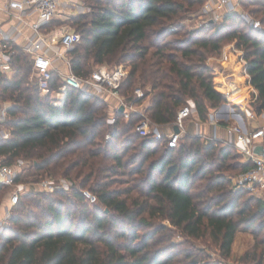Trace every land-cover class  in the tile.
Returning a JSON list of instances; mask_svg holds the SVG:
<instances>
[{
  "label": "trees",
  "instance_id": "obj_1",
  "mask_svg": "<svg viewBox=\"0 0 264 264\" xmlns=\"http://www.w3.org/2000/svg\"><path fill=\"white\" fill-rule=\"evenodd\" d=\"M87 1L90 13L71 15L81 32L68 52L73 72L88 77L106 62L123 64L128 75L119 91L138 104L148 97L145 110L152 123H174L189 98L202 120L227 102L207 59L220 55L231 41L244 51L258 91L250 106L264 111V28H253L239 12L226 14L222 21L210 19L200 36L184 30L181 21L206 0ZM239 9L261 14L264 24V0H239ZM15 49L14 72L0 81V99L14 101L8 109L10 136L0 139L1 163L30 160L37 172L70 176L76 182L73 196L83 199L78 188L88 184L104 208L77 215L49 201L46 211H37L48 196L22 193L1 237L0 264H224L212 260L210 245L227 260L240 230L251 231L255 238L241 261L264 264V200L256 195L243 199L250 192L234 188L233 176L224 171L227 167L242 173L252 167L236 146L205 144L188 133L180 145L170 147L166 139L137 132L139 113L126 118L117 111L110 123L107 99L77 88L69 87L63 102L55 104L52 93L62 83L59 72L54 71L50 92L43 95L33 58L17 44ZM137 86L150 89L138 97ZM230 157L237 161L227 165ZM129 166L140 177L123 189L111 188L109 172ZM23 203L29 219L20 215ZM157 219L180 229L186 243L207 238V245L176 250L178 245L169 243L171 228ZM144 229L148 231L140 233Z\"/></svg>",
  "mask_w": 264,
  "mask_h": 264
},
{
  "label": "built area",
  "instance_id": "obj_2",
  "mask_svg": "<svg viewBox=\"0 0 264 264\" xmlns=\"http://www.w3.org/2000/svg\"><path fill=\"white\" fill-rule=\"evenodd\" d=\"M1 2L2 0H0V13L4 10L10 12L13 9L20 11L22 14L28 10L36 13V19L29 24L33 30V34L23 49L33 58L36 70V83L43 94L50 92L54 71L59 72L61 75L62 83L52 93L55 104H61L63 102L69 87L103 97L109 95L117 100V106L111 112L108 120L110 123L116 121L115 113L120 111V107L123 106L124 110L121 112L126 118H129L133 112L141 115V119L136 123V130L139 134L143 136L150 135L155 140L166 139L170 147L180 145L183 136L188 134L187 120L197 111V105L194 99H188L178 110L175 124L179 128V132H164L160 125L151 122L145 110V100L138 104L127 100L120 93L119 88L122 81L128 75V71L123 64L115 68L98 65L88 77H81L73 72L68 52L80 41V33L74 30H66L60 32L58 37H55V35H52L46 30L50 23L54 21L63 5L71 6L67 0H9L6 9L1 6ZM81 7L80 5H75V11L79 12ZM203 10L205 14L211 16L212 20L216 21H222L226 14L239 12L250 26L257 30H263L261 20L254 18L243 9H239V4L234 0H206L203 5ZM15 30H17L16 27ZM15 45L16 35L13 36L11 31L0 29V60L1 66L5 71L14 70L12 60L16 53ZM58 59L65 63V71L59 70L56 67L55 61ZM232 84H234L232 81H228L227 84H222L223 91L228 86L224 92L227 98L228 94L234 90ZM135 93L138 97H144L145 95L142 87H137ZM254 100L251 99L248 103L242 104V108L247 113L246 120H244L240 112H232L230 114V118L233 120L228 128L235 134V145L243 155L244 160L252 163L250 169L233 177V187L244 188L252 195H256L264 200V123H259L254 128L250 127L248 123V121H259L261 118L264 121V111L257 113L250 106V103ZM218 111L219 109L211 112L208 117V120L216 126L221 121V118H217ZM235 114L240 116L243 122L233 118ZM7 119L8 106L0 102V125L4 124ZM108 137H110L109 134ZM200 137H202L205 144L218 140L216 134L207 137L201 135ZM25 164L26 161L24 159H19L15 164L0 162V184L12 187V192L10 193L11 209L8 211L6 218L0 220V245L2 243L1 237L5 232L8 220L12 214V207L19 202L21 194L28 189L25 182L18 180L22 167ZM39 185L43 189L53 192L58 189L61 190L70 187L72 182L64 178L57 184L53 179H44Z\"/></svg>",
  "mask_w": 264,
  "mask_h": 264
},
{
  "label": "rangeland",
  "instance_id": "obj_3",
  "mask_svg": "<svg viewBox=\"0 0 264 264\" xmlns=\"http://www.w3.org/2000/svg\"><path fill=\"white\" fill-rule=\"evenodd\" d=\"M79 2L81 3L82 7L80 8L79 12H76V15H78L80 13H84V12H86V13L91 12L92 6H91L89 1L79 0ZM73 15H75V14H73ZM260 16H261V14H257V16H253V17L260 20V18H259ZM71 17H72L71 15H65V16L58 15L55 18V20L53 21L52 26L55 28H60L62 31L74 30L76 32L81 33L80 30H77L76 26L74 24H72ZM210 19H211V16L209 14L208 15L205 14L204 10H203V6H201L192 15H187V17L181 21V26L184 27V30L197 31V34L202 36L203 34L198 33V32L200 31V29H202L204 27H208ZM262 27L264 28V24H262ZM229 44H233L235 47H237L234 41H231L225 45L227 46ZM224 48H225V46H224ZM217 56H220V55H217ZM217 56H213V57H217ZM210 58H212V57H209L207 59V63H208ZM101 65H106L108 67H115L116 65H120V63L106 62V63L101 64ZM211 68L215 71V69L212 66H211ZM32 79H33L32 75L28 77V81L30 83H32ZM137 87H141V86H137ZM142 89L144 90V92H146L150 88H148V86H147V87L142 88ZM223 92H225V91H223ZM235 97H236V99L240 98L237 96H235ZM189 99H191V98H189ZM250 99H251V97H250ZM52 101L54 102V99ZM107 101H108V104L109 103L114 104V101L109 102V98ZM145 101L147 103H149V98L147 97ZM232 101L233 100L230 101V99L227 98L226 103H232L233 104L234 102H232ZM0 102L4 105H7L8 109L14 105L13 100L0 99ZM224 104H221L219 106V108H221ZM108 109H110V106ZM8 117H9V115H8ZM259 121H258V123H264V121H262V118L259 119ZM4 128H7L10 130V128L8 127V120L6 121ZM25 161H26V164L22 167V170H21L19 176H20V181L25 182L27 184V187H28L27 192L37 193V196H36L37 199H42V196H45V195L48 196V200H44V199L42 200V203H40V206L37 207L38 208L37 211H43V210L46 211V205L49 201H55L57 204H59L60 206L63 207L64 211H66L68 209L70 211H74L77 215H80L81 210L93 212L97 207L104 208V205L98 201L97 195L95 193H93L92 190H90L88 184H86L84 186L83 185L79 186L78 189H81V191L84 195V198L78 199L77 197L73 196V194H72V188L76 185V182L70 176H60L58 174L57 175H51V174H48L46 172L43 173V171L37 172L31 166L30 160H25ZM236 161H237V158L230 157L227 160V165L230 163H235ZM0 162H3V160H0ZM131 167L132 166H129V167H126L125 169L118 170V172H113V173L109 172V174H108V176L110 177L109 179H111L113 181V183L111 184L110 187L113 189H116V188L123 189L125 187L132 185L131 180L134 179V177H140V176H135L134 174H132V172L130 171ZM76 171L77 170L74 168L71 171V175H74V173H76ZM224 171H226L227 174L232 175L233 177L239 174L238 169L229 170L227 167H225ZM64 178H66L72 182V185L66 189H61V190L58 189V190L51 192V191L43 189L39 185V183L44 179H53L57 184H59L60 181ZM59 191H63L64 194H59L58 193ZM11 192H12V187H10V186H5V187L1 188V190H0V205L4 202L5 199H7V197L10 195ZM133 194H137V191H134ZM250 196H252L251 193H250V195H245L243 197V199L246 197H250ZM24 204L25 203L22 204V206L20 207V210H22L24 208ZM13 209H14V207H12V212H13ZM20 215H21L22 219H29L26 209H23L22 212H20ZM155 221L157 223H160V221H162V220L157 219ZM162 223L168 225L171 228V231H169V233H168L169 243L177 244L178 246L176 247V250L186 248L190 244H193L192 246L194 249H196V247L204 249V246L207 245V238L204 240H190V243H186L185 242L186 236H184L182 234L180 229H177L175 226H172L170 224L169 220L165 219L162 221ZM22 225L23 224L20 223L19 227H22ZM145 231H148V229L141 230L140 233H145ZM254 242H255V238H254L253 233L251 231L242 230V232H238L235 236V240L233 243L234 248L232 247V254H231V257L229 259H227V260L222 259V257L219 255V252L216 251L215 247L210 245L211 258H212V260H215L217 262L222 261L224 264H226V263L244 264L240 258L242 257V255L244 254L245 251H247L248 249H250L254 245Z\"/></svg>",
  "mask_w": 264,
  "mask_h": 264
},
{
  "label": "crops",
  "instance_id": "obj_4",
  "mask_svg": "<svg viewBox=\"0 0 264 264\" xmlns=\"http://www.w3.org/2000/svg\"><path fill=\"white\" fill-rule=\"evenodd\" d=\"M67 1L69 2V4H71V6L63 5L59 10L58 15L65 16L76 14L75 5L81 6L79 0ZM234 1L239 4V0ZM8 2L9 0H2L1 6L6 9L8 7ZM19 16H21V18H19ZM35 19L36 13L30 10L26 11V13L24 14L14 9L10 12H6V10H4L0 13V29L11 31V33H13V36L16 35V44L24 47L33 34V30L29 24ZM15 27L17 28V30H15ZM46 30L52 35H55V37H58L60 35V32H62L60 28H55L51 25H49ZM208 63L215 69L216 73L219 76L218 81L221 82V84H226L228 81H232L234 83L232 84V88L234 90L230 94H228V98L230 99V101L233 100L232 102L234 103H225L221 108H219V111L217 112V118H221V121L217 126L208 119H200L196 115V113H194L193 116L187 120V131L189 134L194 136L202 135L204 137H207L214 136L216 134L218 142L236 146L235 134L232 133L228 128L233 120L232 118H230V114L232 112H240L244 117V120H246L247 113L242 108V104L248 103V101L251 99H256L258 91L251 83V75L247 70V61L244 56V51L239 49L238 47H235L233 44L225 46L220 56L210 58ZM55 65L59 68V70H66L65 63L59 59L55 61ZM13 72L14 70H3L0 60V81L3 77H10ZM227 88L228 86L225 88V91ZM105 96L107 100L109 98V102L114 101V104L109 103V110L110 112H112L117 106V100L109 95ZM235 96L240 98L236 99ZM144 105L147 106L148 103L145 102ZM233 118H236L237 120L243 122L241 117L237 116L236 114L235 116H233ZM248 123L252 128L259 124L257 120L253 122L248 121ZM4 125L5 124L0 125V139L8 138L10 136V130L4 128ZM175 127V122L172 124L161 125V129L164 132L175 131ZM1 159L2 158H0V160ZM10 209L11 203L9 195L7 199H5L4 202L0 205V220L6 218ZM238 232H242V230Z\"/></svg>",
  "mask_w": 264,
  "mask_h": 264
},
{
  "label": "water",
  "instance_id": "obj_5",
  "mask_svg": "<svg viewBox=\"0 0 264 264\" xmlns=\"http://www.w3.org/2000/svg\"><path fill=\"white\" fill-rule=\"evenodd\" d=\"M123 110H124V107L121 106V107H120V111H123ZM175 131H176V132H179V128H178L177 126L175 127Z\"/></svg>",
  "mask_w": 264,
  "mask_h": 264
}]
</instances>
